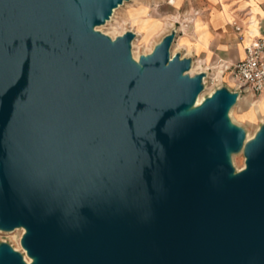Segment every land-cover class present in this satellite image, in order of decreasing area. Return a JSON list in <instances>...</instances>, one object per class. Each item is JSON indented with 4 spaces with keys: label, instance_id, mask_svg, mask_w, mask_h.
I'll list each match as a JSON object with an SVG mask.
<instances>
[{
    "label": "water",
    "instance_id": "1",
    "mask_svg": "<svg viewBox=\"0 0 264 264\" xmlns=\"http://www.w3.org/2000/svg\"><path fill=\"white\" fill-rule=\"evenodd\" d=\"M130 1L0 0V231L30 264H264V124L225 87L197 106L177 31L137 62L97 30Z\"/></svg>",
    "mask_w": 264,
    "mask_h": 264
},
{
    "label": "crops",
    "instance_id": "2",
    "mask_svg": "<svg viewBox=\"0 0 264 264\" xmlns=\"http://www.w3.org/2000/svg\"><path fill=\"white\" fill-rule=\"evenodd\" d=\"M169 4L179 5V9L187 13L194 12L192 18L185 16L183 20L184 23L190 21L193 30L190 35L185 33L182 41L190 45H186V57L192 58L198 65L199 70L195 74L205 72L209 77L215 75L216 70L221 71L218 68L220 63L236 64L245 58V48L254 39L264 40V0H178V3L171 0ZM236 26L241 28L240 32L236 31ZM178 40L176 38L175 45ZM197 57L199 61H196ZM220 81L228 82V89L238 92V85L230 72H221ZM245 98L246 103L240 106V119L263 122L264 92L257 99L250 94Z\"/></svg>",
    "mask_w": 264,
    "mask_h": 264
},
{
    "label": "rangeland",
    "instance_id": "3",
    "mask_svg": "<svg viewBox=\"0 0 264 264\" xmlns=\"http://www.w3.org/2000/svg\"><path fill=\"white\" fill-rule=\"evenodd\" d=\"M170 1L171 0H131L130 2L125 3V5L117 9L118 11L115 13V15L113 14V20H110L112 22L109 21V24L107 22V24L100 26L97 29H100L98 31L110 36L112 39H116L117 37L122 36L131 30L135 33H138V39L137 36L135 38V40L137 39L138 42L137 40H134L135 42L133 41L134 43L137 42L136 48L135 46L133 48L132 45V55L135 51L139 58L138 61L140 60L141 56L151 54L154 51L155 47L160 44L163 38L175 30L177 31V38L179 40L176 45L174 43V49L172 47V57L178 53L186 57V55L188 54L186 45L189 44H185L182 39H185V33L186 35L191 34L193 27L190 21L184 23L183 20L185 19V16L188 19L192 18L194 12L187 13L183 10H180L179 8L181 7L179 5H171L169 4ZM165 23H171L172 25ZM184 28L186 29V32L184 31ZM180 37L182 38L180 39ZM199 60L200 58L197 57L196 61ZM195 66V70L197 72L199 68L196 63ZM217 71L219 70H216L214 72L216 74L213 75L212 78L217 76ZM228 85L229 83L226 81L222 83L221 81L216 82L208 80V89L203 95L204 100L211 96L217 87L228 88ZM247 95L248 94H244L242 96V99L239 100L237 105L231 110V112L233 111V114L230 112V118L235 124L244 128L246 132V142H249L250 140L255 138L261 126L264 124V120L263 122H246L240 119V106L241 104L244 105L246 103L245 97ZM252 119L256 120L253 117ZM248 136L250 137V140L248 139ZM232 162L234 168L236 169V172L242 171L246 167L244 152L234 154L232 156ZM16 230V232L13 231L15 233L0 231V244H10L16 251L22 253L24 257L28 258L26 251L22 248L21 245V240L25 233V230ZM29 260L31 261V259Z\"/></svg>",
    "mask_w": 264,
    "mask_h": 264
},
{
    "label": "built area",
    "instance_id": "4",
    "mask_svg": "<svg viewBox=\"0 0 264 264\" xmlns=\"http://www.w3.org/2000/svg\"><path fill=\"white\" fill-rule=\"evenodd\" d=\"M236 31L240 32L241 28L236 26ZM218 68L221 69L222 73L227 71L231 73L232 79L238 85V92L240 95L250 94L255 99L259 98L264 92V40L257 39L253 44L248 46L245 49V58L243 60L233 65L220 63ZM194 75L196 74L191 76ZM212 76H207L204 79L205 87L208 83V80L216 82L220 81L217 77L212 78ZM217 89L220 88L217 87L214 92Z\"/></svg>",
    "mask_w": 264,
    "mask_h": 264
},
{
    "label": "bare ground",
    "instance_id": "5",
    "mask_svg": "<svg viewBox=\"0 0 264 264\" xmlns=\"http://www.w3.org/2000/svg\"><path fill=\"white\" fill-rule=\"evenodd\" d=\"M175 1V0H174ZM125 5V4H124ZM118 10H116L115 12H114V15H115V13L117 12ZM114 15H113V17H112V19L111 20H113V18H114ZM110 22H112V21H110ZM110 22H108V24L110 23ZM97 30H100V29H97ZM132 31V30H131ZM132 32H134V31H132ZM135 33V32H134ZM136 34V36H137V39H138V33H135ZM136 39V40H137ZM178 39V38H177ZM135 40V41H136ZM134 41V42H135ZM133 42V48H134V46H135V48H136V45H137V42H138V40H137V42L136 43H134ZM255 42V39L248 45V46H250L251 44H253ZM175 46V45H174ZM247 46V47H248ZM173 49H174V47H173ZM246 49V48H245ZM133 58L137 61V62H139L138 61V56H137V54H136V52L134 51V53H133ZM196 66H195V64H193V67H192V69H191V71H190V75H193V74H195L196 73ZM197 72H198V70H197ZM219 80L221 79V71H219L218 73H217V76H216ZM208 89V87H207V85H206V87H205V91L200 95V97H199V99H198V102H197V106H199V105H201L202 104V102L204 101V94H205V92H206V90ZM232 114H233V111L231 112ZM248 139L250 140V137L248 136ZM21 230H23L24 231V229H21ZM16 231H19V230H16ZM15 231V232H16ZM15 232H13V233H15ZM25 259H26V261H27V263L28 264H30L31 262H32V260L30 261L27 257H25Z\"/></svg>",
    "mask_w": 264,
    "mask_h": 264
}]
</instances>
